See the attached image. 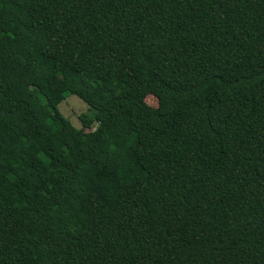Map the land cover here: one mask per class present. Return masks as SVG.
<instances>
[{
	"label": "trees",
	"instance_id": "16d2710c",
	"mask_svg": "<svg viewBox=\"0 0 264 264\" xmlns=\"http://www.w3.org/2000/svg\"><path fill=\"white\" fill-rule=\"evenodd\" d=\"M0 264H264V0H0Z\"/></svg>",
	"mask_w": 264,
	"mask_h": 264
},
{
	"label": "rangeland",
	"instance_id": "374dc122",
	"mask_svg": "<svg viewBox=\"0 0 264 264\" xmlns=\"http://www.w3.org/2000/svg\"><path fill=\"white\" fill-rule=\"evenodd\" d=\"M58 87L63 91L64 94V100L59 104L60 111L71 120L74 126L78 128L82 127L79 117L81 114L90 113L89 105L78 95L65 90L64 85L61 82L58 83ZM146 101L153 107L158 106V99L152 94H149L146 97ZM95 127L96 123L92 129Z\"/></svg>",
	"mask_w": 264,
	"mask_h": 264
}]
</instances>
